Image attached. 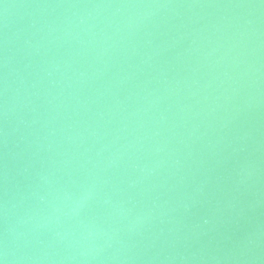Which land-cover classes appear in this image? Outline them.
<instances>
[{
	"label": "water",
	"instance_id": "water-1",
	"mask_svg": "<svg viewBox=\"0 0 264 264\" xmlns=\"http://www.w3.org/2000/svg\"><path fill=\"white\" fill-rule=\"evenodd\" d=\"M0 156L50 264H264V0H0Z\"/></svg>",
	"mask_w": 264,
	"mask_h": 264
}]
</instances>
